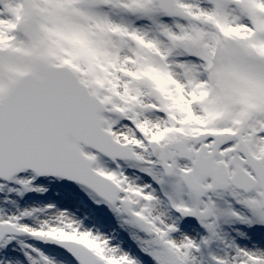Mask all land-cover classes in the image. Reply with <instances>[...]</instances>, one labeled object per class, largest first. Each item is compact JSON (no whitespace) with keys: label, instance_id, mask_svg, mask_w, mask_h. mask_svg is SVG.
Instances as JSON below:
<instances>
[{"label":"snow or ice","instance_id":"snow-or-ice-1","mask_svg":"<svg viewBox=\"0 0 264 264\" xmlns=\"http://www.w3.org/2000/svg\"><path fill=\"white\" fill-rule=\"evenodd\" d=\"M0 264H264V0H0Z\"/></svg>","mask_w":264,"mask_h":264}]
</instances>
